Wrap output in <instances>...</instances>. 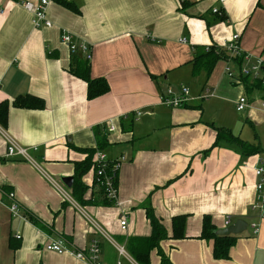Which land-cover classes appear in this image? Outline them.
Returning a JSON list of instances; mask_svg holds the SVG:
<instances>
[{
    "label": "crops",
    "instance_id": "0c3cea01",
    "mask_svg": "<svg viewBox=\"0 0 264 264\" xmlns=\"http://www.w3.org/2000/svg\"><path fill=\"white\" fill-rule=\"evenodd\" d=\"M39 1L0 0V103H9L6 123L0 125V264H85L46 251L49 238H62L77 250L97 239L101 261L128 264L116 246L150 235L147 211L169 236L172 218L187 216L186 238L160 244L172 264H264V208L253 209L261 153L243 156L226 142L210 150L215 125L202 120L201 105L193 104L202 100L178 108L160 103L167 87H186L193 98L209 88L213 97L233 104L245 95L224 68L220 79L211 80L216 66H225L223 58L207 79L204 73L192 75L191 61L206 47L223 52L238 34L240 47L264 63V0H61L69 7L49 0L46 16L52 27L33 29L23 3ZM62 33L89 44L91 60L70 53ZM76 59L89 66L92 79L106 80V94L87 99V84L70 71ZM23 95L42 99L44 109L13 107ZM253 105L245 118L258 128L264 111ZM97 133H107L100 151L109 160L125 157L115 206L99 205L93 168L80 181L87 187L84 199L96 204L80 205L72 187L60 182L72 177L74 184V163L86 158L80 150L97 151ZM7 137L28 149L33 162L7 158ZM10 193L22 219L6 208ZM204 216L217 230L239 219L247 223L248 232L238 235L229 260L214 259L212 241L197 239ZM150 264H159L156 251Z\"/></svg>",
    "mask_w": 264,
    "mask_h": 264
},
{
    "label": "trees",
    "instance_id": "16d2710c",
    "mask_svg": "<svg viewBox=\"0 0 264 264\" xmlns=\"http://www.w3.org/2000/svg\"><path fill=\"white\" fill-rule=\"evenodd\" d=\"M57 1L62 5L69 7L68 4L64 1ZM222 54L224 55V52L217 51L213 46L208 47V50H206V48L199 49L193 60L191 61L192 75L195 77L201 73H204L205 78L207 79L213 72L217 62L219 60H222V58L224 60L225 56H223ZM70 71L74 76L83 80L87 84L88 100L95 99L106 94L109 91V86L105 79H92L90 77L89 66L81 59H76L75 65ZM232 84H241L244 87V91L246 94H250L254 91H261V82L259 80H251L248 77H239L238 82H233ZM12 106L20 109L42 110L45 107V103L42 99H39L37 97H33L31 95H23L16 97L12 102ZM8 108L9 103L7 101L0 103V125H4L6 123ZM214 131L216 133V138L210 150L219 146L221 142H226L230 145L236 146L243 154V156H252L262 153V149L259 145L248 144L247 142L241 140L239 137L233 135L229 129L214 127ZM100 134L97 133L98 151H100L104 146L107 145V133L103 134V136H101ZM210 150L205 151L204 154H207ZM80 151L86 154V158L81 162L74 163L75 177L74 184L71 190L72 196L74 200L80 205L90 203L96 204L97 202H92V200L84 199L87 187L80 181V178L93 168L94 184L97 185L95 176V163L93 160L96 150L83 149ZM98 191L101 197V200H99V205H114L112 201L106 198L103 189L99 186ZM95 200L96 199H94L93 201ZM146 217L151 227L150 235L147 237L128 238L126 241V246L124 247L126 252L137 264H150V254L152 251H156V254L159 258V264H172L166 254L162 251L160 244L162 241H165L167 239L182 240L186 238L185 223L187 216L180 215L172 218L171 236L168 235L161 221L157 219L151 211H147ZM28 220L34 222L31 217H28ZM216 230L217 229L212 224L210 217L204 216L201 222V232L198 235L197 239L212 241L213 258L216 260L227 261L230 259V250L234 246L239 236H217L215 234ZM10 248L16 250L18 248V245L14 246L11 244Z\"/></svg>",
    "mask_w": 264,
    "mask_h": 264
},
{
    "label": "built area",
    "instance_id": "2783aa9c",
    "mask_svg": "<svg viewBox=\"0 0 264 264\" xmlns=\"http://www.w3.org/2000/svg\"><path fill=\"white\" fill-rule=\"evenodd\" d=\"M70 1V0H66ZM223 3L225 0H219ZM49 0H40L37 4L29 2L23 3V7L32 15L31 25L33 29L51 28L52 23L47 19L46 10L49 5ZM214 14H218L217 8L212 11ZM239 35L234 34L230 40L224 45L223 52L226 53L224 58L225 66L224 73L232 82H238L239 77H248L251 80H259L261 82V92L264 93V63L262 59L253 57L251 54L245 52L239 45ZM62 43L68 48L70 53L79 54L84 57L85 60L90 61L92 58L91 47L85 42L77 43L74 41L69 33L61 34ZM185 41H183L184 43ZM208 50V47H206ZM252 60H254L252 62ZM1 83V80H0ZM165 96L160 98V103L167 107L178 108L183 107L188 102L197 100H206L213 97V93L209 88H206L201 95L193 98L190 94V90L186 87L180 89L179 94L175 95L174 91L167 87ZM236 109L239 112L246 109L253 108V103L246 97L241 95L235 102ZM259 109L264 111V96L260 99ZM141 115L140 112L135 113V117L138 118ZM107 130L110 132L114 130L110 126ZM8 147L6 157L11 159H22L28 162H33L29 155L28 149L18 146L9 137H7ZM95 163V176L97 185L103 189L106 198L117 204V171L119 170L122 162L125 161L124 156H120L116 160H109L102 151H96L94 154ZM258 181L255 186L257 193V203L253 205L254 210L263 211L264 208V163H261L254 171ZM63 193H66L61 189ZM66 195V194H65ZM8 204L6 208L9 210L13 217L23 218L19 213V205L14 200L13 193L7 195ZM127 226L126 218L123 217L120 221L121 230H125ZM254 232L258 233V227L253 226ZM45 250L54 252L58 255L68 254L80 262L85 264H105L100 259V244L99 240L94 239L90 242L89 246L85 250H77L69 245L62 238L48 239L45 245ZM116 250L118 255L123 258L128 264H137L126 252L124 246L117 245ZM116 264H122L118 261Z\"/></svg>",
    "mask_w": 264,
    "mask_h": 264
},
{
    "label": "rangeland",
    "instance_id": "374dc122",
    "mask_svg": "<svg viewBox=\"0 0 264 264\" xmlns=\"http://www.w3.org/2000/svg\"><path fill=\"white\" fill-rule=\"evenodd\" d=\"M222 68L224 67L221 63L216 66L211 78L212 81H217L222 77ZM188 87L195 89V86H192L190 84L188 85ZM180 89L177 90V88H175L174 93L180 92ZM243 94H245L246 97L254 104H259L260 99L264 96V93L261 91H254L250 94ZM196 102H194L193 104L199 106L201 105L203 109L202 120L208 123H214L215 127H225L229 129L233 135L239 137L247 143L252 145L261 144V146L264 148V120L262 118H258L256 120L258 125L261 124L258 128L251 126L245 118L246 113L249 111L248 109L239 112L236 109V104H233L229 99L222 98L218 94H216L213 98ZM209 128L212 129L210 126ZM33 156L34 155L31 153L30 157ZM261 159H263L262 162L264 163V153H261ZM246 232H248V230L244 231L243 233ZM243 233L239 235H242Z\"/></svg>",
    "mask_w": 264,
    "mask_h": 264
},
{
    "label": "water",
    "instance_id": "95a60500",
    "mask_svg": "<svg viewBox=\"0 0 264 264\" xmlns=\"http://www.w3.org/2000/svg\"><path fill=\"white\" fill-rule=\"evenodd\" d=\"M60 182L66 188L70 189L73 184V178L72 177H61ZM246 228H247V223L244 220L239 219L224 229L216 230L215 234L217 236L239 235L243 233L246 230Z\"/></svg>",
    "mask_w": 264,
    "mask_h": 264
}]
</instances>
